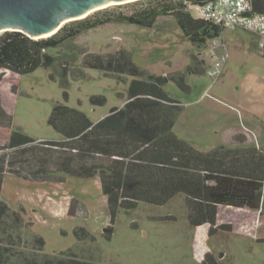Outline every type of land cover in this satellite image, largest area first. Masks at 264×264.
<instances>
[{"label": "rangeland", "instance_id": "obj_1", "mask_svg": "<svg viewBox=\"0 0 264 264\" xmlns=\"http://www.w3.org/2000/svg\"><path fill=\"white\" fill-rule=\"evenodd\" d=\"M146 4L147 0H136L99 11L131 15ZM191 4L187 3V9ZM188 10L198 17L196 10ZM217 40L225 44L229 54L219 69L215 67L218 59L211 58L206 46L191 44L172 15L160 16L153 28L107 23L50 49L49 54L58 61L49 70L39 68L26 76L6 72L0 81V96L12 117V130L37 140H56L60 135L47 124L55 104L79 109L97 122L127 102L134 78L124 75L118 79L84 68L86 55L126 50L141 69L157 76L184 70L195 55L205 59L207 66L205 74L187 76L190 93L173 82L164 86V91L183 106L174 133L197 150L208 152L222 145L230 147L231 133L241 129L264 148V55L243 30H225ZM223 50L217 48L216 52ZM63 66L69 71L67 99L61 86ZM209 70L221 71L210 77ZM92 96H104L106 102L93 105ZM10 134V129L0 128V147L8 143ZM2 200L9 207L0 237V257L7 264L60 260L264 264V197L261 211L220 207L217 226L221 229L210 236L208 225L194 228L189 224L183 195L164 206L141 202L111 218L99 177H66L62 183H45L7 174ZM198 240L203 244L201 252L197 251Z\"/></svg>", "mask_w": 264, "mask_h": 264}, {"label": "trees", "instance_id": "obj_2", "mask_svg": "<svg viewBox=\"0 0 264 264\" xmlns=\"http://www.w3.org/2000/svg\"><path fill=\"white\" fill-rule=\"evenodd\" d=\"M251 1L253 13L264 14V0ZM188 2L200 4L196 0H147L146 7L131 15L99 11L64 25L46 39H32L18 31L5 32L0 36V81L6 72L26 76L39 68H53L58 57L49 54L50 49L60 48L83 32L112 22L153 28L160 16L172 15L191 44L205 47L223 31L194 18L187 9ZM83 67L101 70L118 79L124 75L133 77L128 99L122 108L112 109L97 122L79 109L55 104L47 124L60 135L59 139L37 140L20 130H12V117L4 109L0 96V128L11 130L8 143L0 147V237L9 213L2 200L7 174L45 183H62L66 177H99L111 218L120 210L135 209L141 202L164 206L183 195L189 224L194 228L208 225L209 236L221 229L217 226L220 207L261 211L264 149L237 135L235 147L222 145L202 152L173 131L183 106L164 91V86L173 82L190 93L187 76L205 74L202 59L192 55L184 70L167 76L147 73L126 50L107 55L88 54ZM68 72L63 66L61 86L65 99ZM50 79L55 80L52 73ZM90 102L101 106L106 99L92 96ZM39 242L45 245L43 239ZM0 264L7 262L0 257ZM42 264L92 263L60 260Z\"/></svg>", "mask_w": 264, "mask_h": 264}, {"label": "water", "instance_id": "obj_3", "mask_svg": "<svg viewBox=\"0 0 264 264\" xmlns=\"http://www.w3.org/2000/svg\"><path fill=\"white\" fill-rule=\"evenodd\" d=\"M127 1L130 0H0V34L18 31L32 39H46L65 24L87 18L94 10Z\"/></svg>", "mask_w": 264, "mask_h": 264}, {"label": "built area", "instance_id": "obj_4", "mask_svg": "<svg viewBox=\"0 0 264 264\" xmlns=\"http://www.w3.org/2000/svg\"><path fill=\"white\" fill-rule=\"evenodd\" d=\"M188 9L196 10L198 19L222 31L243 30L257 37V49L264 55V14H254L251 0H208L198 5H190ZM218 37L209 40L206 52L213 59H218L216 68H222L229 57L225 44H220ZM217 48H223L222 53H217ZM221 71V70H220ZM220 71H208L210 77L220 74Z\"/></svg>", "mask_w": 264, "mask_h": 264}, {"label": "crops", "instance_id": "obj_5", "mask_svg": "<svg viewBox=\"0 0 264 264\" xmlns=\"http://www.w3.org/2000/svg\"><path fill=\"white\" fill-rule=\"evenodd\" d=\"M237 30H240V29H237ZM249 34L253 38L254 45L257 44V37L255 35L251 34V33H249ZM202 60L206 64V60L205 59H202ZM206 66H207V64H206ZM2 103H3V106H4L5 110L9 113V111L7 109V105L3 101H2ZM237 135H243V136H245L246 139H247V143L248 144L255 145L257 148H260V149H264L260 144L255 143L254 140H253V138L251 136L247 135L245 133V131H243L241 129H237V130H235L234 132L231 133V136L229 137V142L231 143L230 148L235 147L237 145V143L234 140V137H236Z\"/></svg>", "mask_w": 264, "mask_h": 264}, {"label": "bare ground", "instance_id": "obj_6", "mask_svg": "<svg viewBox=\"0 0 264 264\" xmlns=\"http://www.w3.org/2000/svg\"><path fill=\"white\" fill-rule=\"evenodd\" d=\"M130 1H136V0H130ZM130 1H127V2H130ZM127 2H124V3H127ZM113 5H115V4H108V5L104 6V7H110V6H113ZM99 9H103V8H99ZM99 9L94 10V12L95 11H98ZM202 246H203V244L201 243L200 240H198V243H197V251L198 252H201L202 251V248H203Z\"/></svg>", "mask_w": 264, "mask_h": 264}]
</instances>
